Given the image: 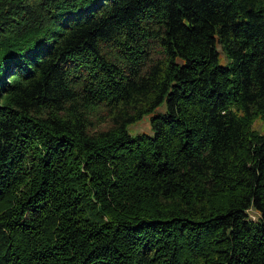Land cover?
Returning a JSON list of instances; mask_svg holds the SVG:
<instances>
[{"label":"trees","instance_id":"trees-1","mask_svg":"<svg viewBox=\"0 0 264 264\" xmlns=\"http://www.w3.org/2000/svg\"><path fill=\"white\" fill-rule=\"evenodd\" d=\"M258 119L264 0H0V264H264Z\"/></svg>","mask_w":264,"mask_h":264},{"label":"rangeland","instance_id":"rangeland-1","mask_svg":"<svg viewBox=\"0 0 264 264\" xmlns=\"http://www.w3.org/2000/svg\"><path fill=\"white\" fill-rule=\"evenodd\" d=\"M221 59L222 55H220ZM165 111L164 103L159 104L150 114L144 115L141 119L137 120L136 122L129 124L127 130L129 134L136 135L138 133H145L147 135H151L150 126L148 123V117L151 114H162ZM253 127L260 132L264 133V123L259 119L253 123Z\"/></svg>","mask_w":264,"mask_h":264}]
</instances>
